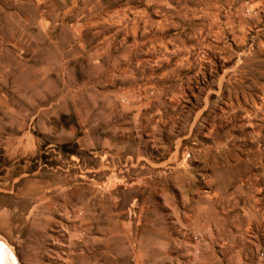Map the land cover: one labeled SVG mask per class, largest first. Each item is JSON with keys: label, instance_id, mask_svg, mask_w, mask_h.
I'll use <instances>...</instances> for the list:
<instances>
[{"label": "rangeland", "instance_id": "obj_1", "mask_svg": "<svg viewBox=\"0 0 264 264\" xmlns=\"http://www.w3.org/2000/svg\"><path fill=\"white\" fill-rule=\"evenodd\" d=\"M0 242L264 264V0H0Z\"/></svg>", "mask_w": 264, "mask_h": 264}, {"label": "bare ground", "instance_id": "obj_2", "mask_svg": "<svg viewBox=\"0 0 264 264\" xmlns=\"http://www.w3.org/2000/svg\"><path fill=\"white\" fill-rule=\"evenodd\" d=\"M6 247V246H5ZM6 252H5V249L2 245V243L0 242V260L2 261L4 259V256L6 257L7 255H5ZM3 258V259H2Z\"/></svg>", "mask_w": 264, "mask_h": 264}]
</instances>
